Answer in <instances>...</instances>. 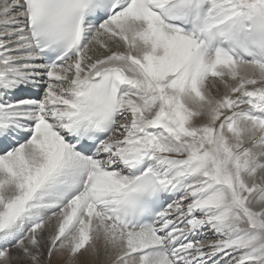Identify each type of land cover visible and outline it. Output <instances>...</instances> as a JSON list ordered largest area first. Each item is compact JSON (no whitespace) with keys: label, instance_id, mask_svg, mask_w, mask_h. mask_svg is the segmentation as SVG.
<instances>
[{"label":"snow or ice","instance_id":"snow-or-ice-1","mask_svg":"<svg viewBox=\"0 0 264 264\" xmlns=\"http://www.w3.org/2000/svg\"><path fill=\"white\" fill-rule=\"evenodd\" d=\"M0 264H264V0H0Z\"/></svg>","mask_w":264,"mask_h":264}]
</instances>
